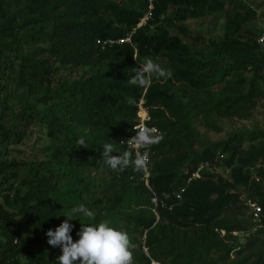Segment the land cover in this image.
I'll use <instances>...</instances> for the list:
<instances>
[{
  "label": "trees",
  "instance_id": "obj_1",
  "mask_svg": "<svg viewBox=\"0 0 264 264\" xmlns=\"http://www.w3.org/2000/svg\"><path fill=\"white\" fill-rule=\"evenodd\" d=\"M16 1L35 4L39 9L34 18L27 20L26 23H33V26L32 31L24 38L34 41L33 39L41 35L42 39L49 41L46 51L51 56L61 62L89 65L91 75L59 84L52 93L57 101L47 105L42 112L34 113L32 107L27 105L28 116L45 122L52 132L63 137L62 143L52 152L51 159L39 161L35 165L36 180H30L24 187L12 188L10 184L3 187L13 179L14 174H10L12 171L9 170L8 163L0 161V174L3 173L0 177V196L3 197V201H0V264H58L62 248L50 245L46 233L49 229H57L65 220L61 219L53 204L65 201L75 205L83 203V198L80 197V190L69 194L55 192L48 175L50 172L70 174L68 166H74L77 162L107 166L93 144L107 136H119L122 142L128 138L137 121L135 115L141 98L148 107L150 119L147 124L156 127L164 135L160 143L144 150L158 155L159 158L152 159L148 185L142 179V172H136L131 163L123 172L119 171L122 178L128 181L127 189L114 194L106 204L108 211L122 214V219L133 223L137 231H145L144 247L148 255L140 254L142 262L139 264H151V261L159 264H190L193 255L197 253L196 249L195 252L191 251L189 257L181 262L175 249L163 250L162 246L168 245L169 240L164 235L161 224H154L155 214L150 203L152 195L158 200L160 220L167 218L180 226L213 225L227 232L244 229L241 223L220 220L224 210L238 200L239 193L230 192V188L240 185L248 187V195L264 208V130L236 132L223 141L201 148L196 130L189 117L183 113L184 105H177L173 109L168 96L153 78L151 87L146 90L128 83L134 75L132 68L140 67V62H144L145 58H151L155 62L159 55H167L173 76L193 88H207L227 76L230 66L221 67L209 61L192 58L189 56L188 46L178 36L171 34L166 25L160 23L165 19L161 17L170 7L175 8L174 15L166 19L182 21L188 16L200 14L197 9L208 1L219 6L221 0H151L149 19L140 27L137 24L146 12L148 2L143 8H130L112 0ZM4 6V1L0 0L1 9ZM59 9L62 11H57ZM99 12L112 15L116 26L98 18ZM1 16L3 23L8 25V15L2 13ZM237 16L239 14L236 12L227 19L225 37L218 50H224L235 62L241 63L244 57L251 56L246 52L249 49L248 43L242 37L255 34L252 30L242 31ZM44 20H51L54 28L45 31L42 26H38ZM128 36L129 42L124 40ZM98 39L107 42L102 45L97 43ZM261 45L263 49L256 58L258 64L254 68L256 73L264 69V44ZM133 54L137 60L133 58ZM17 55L20 59L17 76L20 84H28L30 80H42L50 73V68L44 65V61L22 52H17ZM1 60L5 61V58L0 49ZM251 91L254 95L264 94V90L255 86H252ZM129 98H134L136 105H129ZM224 101L219 100L218 103L223 104ZM166 111L174 119L169 120ZM67 117L74 122L81 121L78 125L89 128L91 133L76 131L67 123ZM5 134L0 124V141ZM81 137L85 139L87 148L76 144ZM257 139H260L259 143L253 144ZM245 141L251 143L246 149L241 148ZM125 150L131 154L130 159L134 160L131 150ZM217 152L227 153L224 161L231 168L232 181H224L221 177L214 181V175L203 172V178L199 176L188 181L197 166L206 161L213 162ZM169 153L176 154L178 159L171 160L168 158ZM184 161L187 163L185 171L182 168ZM258 163L262 165L253 176L251 168ZM181 188L183 191L180 198H176ZM10 190L14 192L9 193ZM127 199L133 200L137 209L133 213L116 210L117 206L124 207ZM14 202H18L17 207ZM171 205L173 206L169 210L167 207ZM14 207L15 210L9 209ZM21 219L32 227L30 235L23 234ZM72 225L74 228L70 234L75 242L78 226ZM251 235L264 241V237ZM211 247L225 251V255L231 249L222 241L210 243L208 249ZM262 254H256L251 264H264Z\"/></svg>",
  "mask_w": 264,
  "mask_h": 264
},
{
  "label": "rangeland",
  "instance_id": "obj_2",
  "mask_svg": "<svg viewBox=\"0 0 264 264\" xmlns=\"http://www.w3.org/2000/svg\"><path fill=\"white\" fill-rule=\"evenodd\" d=\"M2 1L5 6L3 9L0 7V49L4 54L5 61H0V124L6 134L0 141V161L8 163L9 170L12 171L10 174H14L13 179H10L3 187L10 184L12 188H15V186L24 187V184L30 180H36L35 165L39 161H49L52 152L63 141V137L52 132L45 122L28 116L27 105L32 107L34 113L44 111L47 105L57 101L53 98L54 94L52 93L59 84L84 79L91 75V68L89 65L58 61L56 57L50 55L49 51H46L49 41L42 39L41 35L33 39L34 41L24 38L32 31L33 26V23H26L27 20L34 18L39 11L35 4L16 0ZM112 1L130 8H143L146 2L148 4L151 2V0ZM150 8L151 5H147V10L140 18L137 27L147 22ZM174 10V7L168 8L164 16L161 17H165V19H162L160 23L166 25L171 34L178 36L188 46L189 56L196 60L209 61L221 67L227 65L231 68L229 74L218 83L202 89L191 87L187 82L176 79L172 73L171 77L167 79L163 77L157 79L153 76L159 88L168 96L173 109L177 105H184L183 113L189 117L191 125L198 134L199 146L204 148L223 141L236 132L264 130V94L254 95V92L251 91L252 86L264 90V69L257 73L254 70L258 64L256 58L263 49L258 37L264 32V0H221L219 6L208 1L207 4L197 9V12L200 13L197 16H188L182 21L167 20V17L174 15ZM57 11L60 12L62 9ZM236 12L239 14L237 20L241 23L242 31L252 30V33L255 34L254 36L252 34L245 35L247 33L244 34L245 36L242 35V40L247 42L249 47L246 52L251 56L244 57L241 63L235 62L234 58L224 50H218L225 37L227 19ZM2 13L8 15V25L3 23ZM98 18L112 22L111 25L116 26L113 16L108 12H99ZM56 23L60 22L56 21ZM38 26H42L45 31L54 28L51 20H44ZM125 41H130L129 36L125 38ZM17 52L26 53L35 57L36 60L44 61V65L50 68V73L42 80H30L28 84H20L17 79L20 62ZM155 62L166 71H171L167 55L157 56ZM219 100L225 101L221 104L218 103ZM143 107L148 110L145 104ZM168 113V111L165 112L167 118L174 119ZM145 114L143 108H138L135 115L136 120H142L141 118H144ZM146 119L149 121L150 116ZM66 121L76 131L91 133L89 128L78 125L81 121L74 122L68 117ZM132 132L133 127L129 136ZM158 133L160 132L158 131ZM259 141L260 139H257L253 144H257ZM106 143L111 144L114 148L111 155L118 156L127 151L121 138L113 135L103 137L99 143L93 144L97 153L102 155L103 144ZM250 145V142L245 141L241 148L246 149ZM226 156L227 153L217 152L214 161H206L195 178H199V176L203 178L204 176L201 175L203 172L214 175V181L219 177L224 181H232L231 168L226 166L224 161ZM158 158V155L153 154L154 160ZM168 158L173 161L178 159L174 153H169ZM261 165L258 163L251 168L253 176ZM186 166L187 163L184 161L182 167L184 171ZM67 170L70 174L59 172L51 174L50 172L48 179L53 184L55 192L69 194L80 190L83 203L72 205L65 201H59L53 204L61 219H68L65 214L72 215L73 219L69 223L78 226L77 233L86 224L99 225L100 223L125 232L129 237L132 264L142 262V258H139L140 254L148 255L144 247L145 231H137L133 223H127L122 219V214H113V211H108L106 208V204L114 194L127 189V179L122 178L119 171H113L108 165L98 166L97 164L77 162L74 166L69 165ZM2 176L3 173L0 174V177ZM229 190L239 193L238 200L224 210L220 215V220L241 223L244 226L243 230L227 232L224 229L215 228L213 225L209 227H202L199 224L180 226L167 218L160 220L157 205H155L158 200L152 195L150 203L152 204L151 210L155 214L154 224L156 222L161 224L163 233L169 240L168 245L162 246L163 250L175 249L178 258L183 262L189 257L191 251L195 252L196 249L197 253L193 255L190 264H251L258 253H263L264 262V241L261 238L253 237L249 232V214L243 200V195L250 192L249 188L240 185ZM10 192L14 191L10 190ZM0 201H3L2 196H0ZM80 205H84L92 211L93 216L73 214L72 210ZM14 206L17 207L18 202H14ZM172 206L167 208L170 210ZM15 207L9 209L15 210ZM135 209L137 207L134 206L131 199L126 200L124 207H116L118 211L130 213H133ZM21 221L23 234L30 235L32 227L24 220L21 219ZM79 239L80 236L77 235L76 240ZM217 241H222L231 248L227 255L221 249L212 247L208 249L210 243ZM249 242L254 243L249 245ZM75 264H79V261Z\"/></svg>",
  "mask_w": 264,
  "mask_h": 264
},
{
  "label": "clouds",
  "instance_id": "obj_3",
  "mask_svg": "<svg viewBox=\"0 0 264 264\" xmlns=\"http://www.w3.org/2000/svg\"><path fill=\"white\" fill-rule=\"evenodd\" d=\"M133 58L137 57L133 54ZM134 75L130 77L128 83L133 86L147 89L151 87L152 78H170L171 71H166L160 64L151 58H145L140 62V67L132 68ZM129 105H136L134 98L128 99ZM133 131L136 135L127 141L128 147L135 150V158L130 159V153L125 151L121 155L114 156L111 153L114 148L111 144H103L102 159L113 170L123 172L131 163L136 172L147 173L149 171L148 146L156 145L163 139V135L158 133L155 127H147L143 123L135 125ZM76 144L87 148L83 137L77 139ZM73 214L80 213L87 217H92L93 212L84 205L72 210ZM57 229H49L46 235L49 237L48 243L54 247L62 248V255L58 257V264H132V252L129 250V237L125 232L114 229L104 223L99 225L86 224L78 235L80 239L73 241L70 234L74 225L69 221L73 219L70 214ZM154 262V261H153Z\"/></svg>",
  "mask_w": 264,
  "mask_h": 264
},
{
  "label": "built area",
  "instance_id": "obj_4",
  "mask_svg": "<svg viewBox=\"0 0 264 264\" xmlns=\"http://www.w3.org/2000/svg\"><path fill=\"white\" fill-rule=\"evenodd\" d=\"M258 41L260 44H264V32H262L259 35ZM106 42H107L106 40H100V39L97 40V43H100L102 45H104ZM108 42H112V41L108 40ZM143 104H144V101L140 100L139 103L137 104V106L140 109L143 108L146 112V115L144 118H141L142 120L135 122V124L132 126L133 128L135 127V125L139 126L141 123H143L147 127H154V126H149L146 123V121H147L146 117L149 118V116H148L149 113H148L147 108L143 107ZM135 135H136V132L133 131L132 134L123 141L126 148L131 150L134 158H135V150L128 147L127 141L129 139H131L132 137H134ZM144 151H145L144 149H141L142 153ZM152 159H153V153L149 152V165H148L149 171L146 174L142 172V174H143L142 179L144 180L146 185H148V177L150 175V164L152 162ZM204 163L205 162L200 163L197 166L196 170L191 173L190 177L188 178V181H191L192 179H194L198 175V171H200L203 168ZM182 191H183V188H181V190L176 194L177 198H180ZM155 200H156V198L154 199V201ZM243 200H244V205L246 206L247 212L249 214V232H250V234H254V235H258L260 237H264V208L262 207V205L257 200L253 199L248 194L243 195ZM157 203L158 202H156L155 205H157ZM161 205L162 206L165 205L163 201H161ZM152 264H159V263H155L152 261Z\"/></svg>",
  "mask_w": 264,
  "mask_h": 264
},
{
  "label": "bare ground",
  "instance_id": "obj_5",
  "mask_svg": "<svg viewBox=\"0 0 264 264\" xmlns=\"http://www.w3.org/2000/svg\"><path fill=\"white\" fill-rule=\"evenodd\" d=\"M143 110H144V109H143ZM144 113H146L145 110H144ZM145 115H146V114H145Z\"/></svg>",
  "mask_w": 264,
  "mask_h": 264
}]
</instances>
